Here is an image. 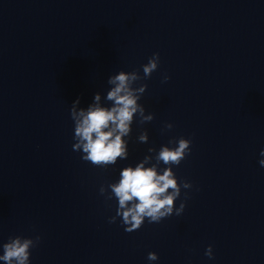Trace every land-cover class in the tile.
<instances>
[{
	"label": "clouds",
	"instance_id": "obj_1",
	"mask_svg": "<svg viewBox=\"0 0 264 264\" xmlns=\"http://www.w3.org/2000/svg\"><path fill=\"white\" fill-rule=\"evenodd\" d=\"M159 53H153L148 62L142 65L143 77L138 70L130 72L119 71L111 75L107 83L111 86L104 100L110 102L105 106L100 92L94 94L91 104L86 108L78 107L79 98L71 105L70 115L74 122L75 143L73 151L81 152V159L90 162L93 166L107 168L115 165L118 159H127L128 139L131 136L132 125L138 120L139 124L151 122L154 114H145V107L139 103L147 89V84L139 83L143 79L150 78L159 67ZM170 76L164 75L162 82H167ZM165 128L171 130L173 125L167 123ZM140 143H147L148 132L142 131L137 137ZM190 139L184 137L169 140V145H162L157 152L155 148H149V153L143 160L133 166L124 167L119 174L117 182L101 185L100 195L111 201L118 202L114 216L108 222L115 223L120 218L124 230L128 233L138 231L147 220L148 223H160L173 214L180 216L189 199L187 192L184 199L176 206V201L181 197V189H191L193 186L187 180L181 182L173 171V166H179L191 153ZM260 156L264 157V149ZM155 163H152V161ZM163 163L167 167L159 170ZM264 166V159L259 160ZM151 165V166H146ZM110 189V191H109ZM41 236L34 238L14 236L2 245L3 254L0 261L5 264H31V250L38 246ZM209 259H213L212 246L205 251ZM148 261L159 259L156 252H149Z\"/></svg>",
	"mask_w": 264,
	"mask_h": 264
}]
</instances>
